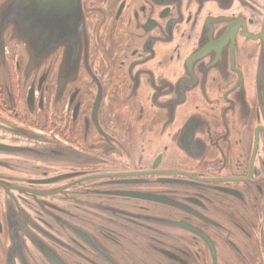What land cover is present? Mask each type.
Instances as JSON below:
<instances>
[{"label":"flooded vegetation","instance_id":"1","mask_svg":"<svg viewBox=\"0 0 264 264\" xmlns=\"http://www.w3.org/2000/svg\"><path fill=\"white\" fill-rule=\"evenodd\" d=\"M83 4L89 61L80 63L75 89L65 84L55 100L56 73L41 87L27 81L23 88L20 48L8 53L11 81H0V115L32 131V143L55 140L90 159L76 167L0 152V264H20V250L11 249L18 231L47 264H54L53 253L33 241L44 240L70 264H210L209 247L178 241L200 237L195 229L228 245L236 264H264V106L257 83L264 0ZM211 21L214 36L226 25L236 37L233 48L219 60L207 49L195 58ZM82 85L81 95L73 92ZM12 132L0 130V143L32 144ZM104 188L106 204L99 199ZM146 192L175 202L140 197ZM144 202L160 206L151 211L156 218L141 216ZM64 208L75 216H62ZM179 216L187 229L178 226ZM83 232L107 238L108 248L86 250L77 240Z\"/></svg>","mask_w":264,"mask_h":264},{"label":"water","instance_id":"2","mask_svg":"<svg viewBox=\"0 0 264 264\" xmlns=\"http://www.w3.org/2000/svg\"><path fill=\"white\" fill-rule=\"evenodd\" d=\"M214 23L216 22L207 23L201 45L193 54L195 58L202 56L207 49L208 54L214 58L213 60H219L233 48L232 42H235L236 37L232 35L231 31L225 30L226 25L219 31L218 35L214 36ZM257 37L260 41L257 83L259 102L264 106V8L262 25ZM16 46L20 48L23 57V88H25L27 81H32L33 84L38 82L41 87L46 82L49 73H56L58 86L55 100L65 84L67 85L66 91L70 92L69 90L74 84L75 89L76 83L81 82L80 63L88 66L90 50V37L83 0H0V81L5 84H9L11 81L8 53L12 56ZM190 61L193 62V60ZM83 89L84 85L77 91L73 90V92L81 95ZM6 121L7 119L0 115V130L13 131V134L26 137L28 142H31L29 133L32 131L22 127H14ZM31 138L40 139L38 136ZM0 152L23 157L21 161L40 160L43 163L76 167L87 166L86 161L90 159V154L87 152L55 140L48 143L36 140L32 144L18 146L1 142ZM53 160L58 162L53 163ZM58 179L57 176L52 181ZM99 192L101 193L99 195L100 201L106 204L109 188H104ZM93 194V190L86 192L85 196L89 204H92L90 200L93 198ZM140 197L169 204L175 202L173 199L149 192ZM179 206H183L182 199H179ZM137 209L141 210V216L149 221L156 218V215L151 214L152 209H160V206L153 207L151 202H144L141 207L137 206ZM71 210L64 208L62 216L69 213L75 216ZM174 222L176 221L169 220L170 225ZM178 226L187 229L180 216L178 217ZM194 232L198 233L200 237L195 235L193 237L178 236V241L188 243L191 246L209 247L213 258L210 264H236L238 262L230 247L224 242L218 244L216 239L207 237L200 230L195 229ZM11 235L13 236L11 249L20 250L19 253H21L18 255L20 264H47L44 259L36 257L30 249H26L20 231L11 233ZM77 240L88 251L96 248L99 250L107 249L109 246L104 243L107 238H96L89 232H83L80 237H77ZM33 242L40 251L43 250L42 247H46L53 253L51 260L54 264H70V260L68 262L65 255L57 260L59 254L51 250L44 240H41L43 244L39 243L40 247L35 241ZM9 264L11 263L9 262Z\"/></svg>","mask_w":264,"mask_h":264}]
</instances>
